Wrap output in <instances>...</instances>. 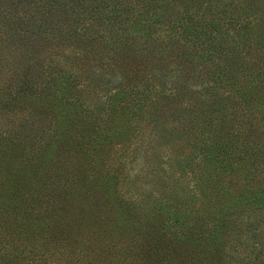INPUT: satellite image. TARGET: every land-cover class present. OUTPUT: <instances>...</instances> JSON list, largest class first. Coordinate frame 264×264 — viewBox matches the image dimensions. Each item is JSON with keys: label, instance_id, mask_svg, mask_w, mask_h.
Wrapping results in <instances>:
<instances>
[{"label": "trees", "instance_id": "trees-1", "mask_svg": "<svg viewBox=\"0 0 264 264\" xmlns=\"http://www.w3.org/2000/svg\"><path fill=\"white\" fill-rule=\"evenodd\" d=\"M0 264H264V0H0Z\"/></svg>", "mask_w": 264, "mask_h": 264}]
</instances>
